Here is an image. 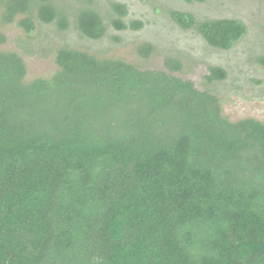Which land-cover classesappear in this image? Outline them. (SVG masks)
I'll use <instances>...</instances> for the list:
<instances>
[{"label":"trees","instance_id":"1","mask_svg":"<svg viewBox=\"0 0 264 264\" xmlns=\"http://www.w3.org/2000/svg\"><path fill=\"white\" fill-rule=\"evenodd\" d=\"M84 4L71 18L54 0H0V22L24 32V52L37 30L71 20L89 41L107 23L144 26L125 22L122 3ZM170 17L218 50L248 31ZM55 63L29 81L21 53L0 48V264H264V123L223 116L216 95L177 76V58L149 70L64 43ZM209 72L207 83L227 77Z\"/></svg>","mask_w":264,"mask_h":264},{"label":"rangeland","instance_id":"2","mask_svg":"<svg viewBox=\"0 0 264 264\" xmlns=\"http://www.w3.org/2000/svg\"><path fill=\"white\" fill-rule=\"evenodd\" d=\"M54 1L71 18L85 5L84 0ZM113 2L126 6L125 22L139 20L144 26L118 31L107 23L104 38L89 41L82 38L71 20V26L63 33L55 24L37 30L33 40L28 41L31 50L24 52V32L16 24L0 22V33L6 37L0 48L21 53L29 81L50 77L58 70L55 51L64 43L97 57L122 59L149 70H164L168 58H177L182 63L177 76L192 81L200 91L216 95L223 116L232 122L255 119L264 123V0H94L103 13ZM172 10L191 13L199 20L239 19L248 31L231 49H214L194 29L184 30L176 24L170 17ZM43 38L48 51L39 43ZM144 43L154 49L148 58L138 52ZM210 67L226 70V79L207 83Z\"/></svg>","mask_w":264,"mask_h":264}]
</instances>
